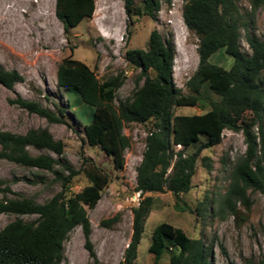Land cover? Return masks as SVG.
Wrapping results in <instances>:
<instances>
[{
  "label": "trees",
  "instance_id": "trees-1",
  "mask_svg": "<svg viewBox=\"0 0 264 264\" xmlns=\"http://www.w3.org/2000/svg\"><path fill=\"white\" fill-rule=\"evenodd\" d=\"M173 1L124 0L130 25L144 15L155 18L163 3L171 5ZM241 1L250 4L249 25H240L238 4ZM261 8H264V0H186L183 21L199 40L198 68L186 84L189 95H184L175 85V44L170 39H163L157 30L151 32L146 50L126 52L127 63L139 72V76L133 97L119 104L115 100L123 85L121 76L101 83L89 66L72 57L59 65L58 87L73 90L81 102L94 109L91 123L84 128L87 143L113 157L116 169L124 168V154L131 147L130 138L124 134L126 125L154 121L136 170V191L143 198L133 209L132 237L125 251V264H136L146 219L152 209L153 199L144 195L170 192L179 202L180 196L188 194L192 188L200 154L219 146L225 130L242 133L246 151L234 164L228 190L221 196L217 210H211L212 215L221 218L225 214L238 216L239 205L247 210L252 205L249 191L264 195V34L262 38L256 34L253 18ZM95 10V0H56L55 14L66 33L91 19ZM241 27L245 30L251 55L241 49ZM221 50L233 58L229 70L210 63L211 57ZM23 80L17 71L6 70L0 65V85L6 90L13 91L15 84ZM205 85L220 100L205 95ZM10 103L50 124L65 123L64 110L54 112L39 102L23 98ZM174 107L208 111L201 115L174 116ZM239 111L250 115L251 125L228 120L229 113ZM202 138L204 141L201 142ZM198 143L196 150L188 154L187 150ZM178 145L182 150L177 152L175 147ZM30 148L49 151L57 158L44 154L33 156ZM64 156V142L55 140L48 130L32 129L23 135L0 130V161L49 172L61 186V191L51 200L38 204L15 194L9 181L0 180L3 196L0 215L18 217L0 231V264H62L65 261L64 244L77 227L82 228L86 250L97 262L86 208L96 207L110 178L91 163L83 170L89 186L70 195L72 180L80 171L63 159ZM208 161V158L203 159V164L210 170ZM84 162L88 164L86 160ZM10 195L14 197L9 198ZM205 205L197 207L198 214L204 212ZM33 216L37 218L31 222L22 219ZM115 221L109 220L104 225L111 226ZM149 251L154 255L153 264H159L166 254H169L170 264H214L213 250L201 238L190 239L168 223L156 227ZM250 264H264V256L258 263Z\"/></svg>",
  "mask_w": 264,
  "mask_h": 264
},
{
  "label": "rangeland",
  "instance_id": "rangeland-1",
  "mask_svg": "<svg viewBox=\"0 0 264 264\" xmlns=\"http://www.w3.org/2000/svg\"><path fill=\"white\" fill-rule=\"evenodd\" d=\"M185 4L186 0H174L171 5L163 3L155 18L144 15L130 25L124 0H95L93 17L66 33L55 14L56 0H0V65L6 70L17 71L24 78L15 84L13 91L0 85V130L23 135L32 129H45L55 140L64 142L63 159L80 171L72 180L70 195H76L89 186L83 170L91 163L110 178L96 207L86 208L97 262L86 250L82 228L77 227L64 244L65 261L62 264H125V251L132 237L133 209L138 207L143 198L136 191V170L142 161L146 138L154 128V121L126 125L124 134L130 138L131 147L124 154V168L116 169L113 157L87 143L84 128L91 123L94 109L81 102L73 90L58 87L57 69L64 59L72 57L89 66L101 83L111 77L121 76L123 85L118 89L115 100L119 104L133 97L139 76V72L127 63L126 52L133 49L146 50L151 32L157 30L163 39H170L175 44V85L184 95H189L186 84L198 68L199 40L184 24ZM137 5L140 6V3ZM238 5L240 25H249L250 4L241 1ZM253 18L255 32L262 38L264 8L259 9ZM240 29L241 49L251 55L245 41V30L242 27ZM210 63L229 70L233 58L221 50L211 57ZM203 93L211 99L220 100L207 85ZM18 98L39 102L54 112L64 110L65 123L50 124L10 103ZM206 111L208 109L203 111L191 107H174L172 113L174 116H192ZM250 118L248 113L241 111L228 114L230 122L240 125H251ZM199 143L189 148L187 153H193ZM245 151L242 133L225 130L219 146L200 154L192 188L188 194L180 196L179 202L170 192L144 195L153 199V205L146 219L136 264L154 263V255L150 253L149 247L156 227L162 223L182 230L190 239L201 238L212 248L214 264H250L258 263L263 258L262 193L249 191L252 205L249 210L239 205L238 216L225 214L221 218L211 213L212 209L217 210L221 196L228 190L233 166ZM29 152L33 156L44 154L57 158L49 151L30 148ZM205 158L209 159L210 170L203 164ZM0 180L9 181L15 194L38 204H45L61 191L60 183L53 174L4 160L0 161ZM2 197L0 194V200ZM200 204H206L202 214L197 213ZM36 218L22 219L31 222ZM17 219L14 215H0V231ZM112 219L116 221L111 226L104 225ZM159 264H170L169 254Z\"/></svg>",
  "mask_w": 264,
  "mask_h": 264
},
{
  "label": "built area",
  "instance_id": "built-area-1",
  "mask_svg": "<svg viewBox=\"0 0 264 264\" xmlns=\"http://www.w3.org/2000/svg\"><path fill=\"white\" fill-rule=\"evenodd\" d=\"M175 149L178 152V151L182 150V147L180 145H178V146L175 147Z\"/></svg>",
  "mask_w": 264,
  "mask_h": 264
}]
</instances>
